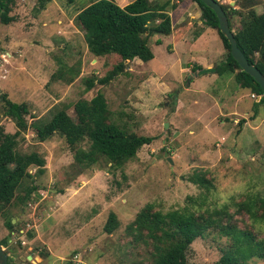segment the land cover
<instances>
[{"label":"rangeland","instance_id":"1","mask_svg":"<svg viewBox=\"0 0 264 264\" xmlns=\"http://www.w3.org/2000/svg\"><path fill=\"white\" fill-rule=\"evenodd\" d=\"M37 1L14 0L15 21L0 24V95L27 104L25 119L31 124L47 122L56 109H66L74 118L76 102L101 93L116 124L128 133L151 137L152 142L120 168L102 162L82 170L60 135L39 142L32 129L22 133L17 150L37 152L46 169L35 176L38 200L29 201L21 211L9 207L0 213V242L8 238L7 251L15 264H150V248L126 233L147 204L167 213L190 206L188 198H193L199 202L192 207L197 213L226 206L235 215L237 204L256 200L257 211L264 215V105L251 120L256 100L237 86L232 75L213 72L193 77L198 72H192L194 67L214 68L227 56L216 29L204 25L193 0H169L179 1L170 12L172 31L149 38L153 59L126 63L125 72L108 85L96 80L118 58L92 56L74 20L91 0H50L39 12ZM131 1L114 0L120 7ZM216 1L239 8V0ZM261 2L257 14L263 11ZM239 21L234 18L232 32ZM156 40L161 43L156 45ZM68 68L79 72L72 82ZM88 79L94 81L90 90ZM0 128L15 132L1 100ZM29 170L34 174L36 168ZM195 175L211 183L209 191L189 179ZM109 213L119 222L110 235L103 230ZM247 215H240L238 226H248L264 242V223H253ZM6 218L17 224L11 232ZM29 232L33 239H28ZM226 243L214 233L197 238L187 251V261L216 264ZM47 250L49 258L41 259L40 252ZM247 264H264V259Z\"/></svg>","mask_w":264,"mask_h":264},{"label":"trees","instance_id":"2","mask_svg":"<svg viewBox=\"0 0 264 264\" xmlns=\"http://www.w3.org/2000/svg\"><path fill=\"white\" fill-rule=\"evenodd\" d=\"M50 0H38L36 11L46 8ZM182 1V0H180ZM200 11V19L207 27L216 29L223 47L227 51L226 60L215 66L214 73L218 76L229 74L241 89L250 91L253 96H260L252 106L251 120L257 117L259 108L264 105V93L252 77L241 71L237 62L230 55V45L218 29V20L214 12L199 0H193ZM179 2V1H178ZM169 0L151 2L150 0H133L120 7L114 0H91L75 16L76 25L83 32L87 51L95 58L115 56L117 64L104 77L96 80L97 84L108 85L117 76L125 72L126 63L135 59L147 63L153 59L150 48V37L155 34L167 36L172 31L170 12L175 10L177 3ZM14 0H0V24L6 26L15 21L11 15ZM261 0H239V8L221 5L233 30V20L240 18L239 25L233 31L238 49L249 64L256 67L264 76V7L257 14L255 8L261 5ZM156 40V45L160 44ZM200 66L192 72L201 70ZM68 82L75 75L72 68ZM86 89L94 86V81L88 79ZM3 103V114L10 118L15 126L13 134L4 133L0 128V213L9 207L22 210L29 201L38 200L39 186L35 184V176L45 171V160L37 152L21 153L17 150L18 137L28 128L32 129L39 142H45L54 134L65 139L68 148L73 152L74 163L82 170L90 169L102 162L110 167L120 168L136 157L139 149L150 145L151 137L139 136L126 132L123 126L116 124L110 116L107 103L101 93L91 100H79L74 105L72 118L66 109H56L47 122L35 120L27 123L25 116L29 114L27 104H17L10 101L6 94L0 95ZM240 124V123H239ZM87 142V148L81 144ZM35 167L34 174L30 168ZM199 184L205 191L212 187L211 183L201 175L189 178ZM202 188V189H203ZM190 206L178 210L161 213L154 210L150 204L145 205L135 216L133 222L126 227V233L135 243H143L150 248V264H192L187 261V251L197 238H205L210 233L226 239L227 243L221 249V257L216 264H247L251 259H264V242L256 237L255 232L244 225L240 228L242 214H248L253 223H264V215L257 211V201L248 200L237 204L235 215L230 214L226 206L212 211L197 213L192 210L199 202L188 198ZM262 201V200H260ZM12 205V206H11ZM17 224H12L11 218H6L5 226L9 232ZM119 226L114 213H109L103 230L112 234ZM28 239H33L34 233H28ZM8 238L0 242L8 255V264H15L14 257L7 251ZM47 250L40 252L41 259L49 258ZM70 263V262H68Z\"/></svg>","mask_w":264,"mask_h":264},{"label":"water","instance_id":"3","mask_svg":"<svg viewBox=\"0 0 264 264\" xmlns=\"http://www.w3.org/2000/svg\"><path fill=\"white\" fill-rule=\"evenodd\" d=\"M205 6L209 7L217 17L218 20V29L222 36L227 40L230 45V55L235 60L244 73L248 74L253 80L259 84L263 93H264V76L260 73V71L254 67L252 64H249L242 52L238 49L236 40L234 38L233 32L229 28L227 17L221 7V4L216 0H199ZM215 71L214 68H206L199 70L197 73L193 74L194 76L202 75L205 73H213ZM168 127V124L165 123V128ZM168 162L171 164V160L168 159ZM0 264H8V255L4 251V249L0 246Z\"/></svg>","mask_w":264,"mask_h":264},{"label":"crops","instance_id":"4","mask_svg":"<svg viewBox=\"0 0 264 264\" xmlns=\"http://www.w3.org/2000/svg\"><path fill=\"white\" fill-rule=\"evenodd\" d=\"M207 67H210V66H207ZM241 89V88H240ZM243 90H245V89H243ZM248 91V90H247ZM250 92V91H249ZM251 98L252 99H255L256 100V102H258L259 100H260V96H256L255 98H253L252 97V94H251Z\"/></svg>","mask_w":264,"mask_h":264},{"label":"built area","instance_id":"5","mask_svg":"<svg viewBox=\"0 0 264 264\" xmlns=\"http://www.w3.org/2000/svg\"><path fill=\"white\" fill-rule=\"evenodd\" d=\"M252 97L255 98V96H253V95H252ZM79 264H83V263L79 262Z\"/></svg>","mask_w":264,"mask_h":264}]
</instances>
